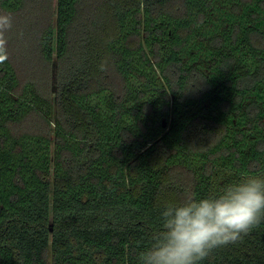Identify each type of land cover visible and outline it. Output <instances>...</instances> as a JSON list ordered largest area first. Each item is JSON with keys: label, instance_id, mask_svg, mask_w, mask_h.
Wrapping results in <instances>:
<instances>
[{"label": "trees", "instance_id": "trees-1", "mask_svg": "<svg viewBox=\"0 0 264 264\" xmlns=\"http://www.w3.org/2000/svg\"><path fill=\"white\" fill-rule=\"evenodd\" d=\"M0 13V264H138L166 203L264 175V0ZM200 264H264V220Z\"/></svg>", "mask_w": 264, "mask_h": 264}, {"label": "clouds", "instance_id": "clouds-1", "mask_svg": "<svg viewBox=\"0 0 264 264\" xmlns=\"http://www.w3.org/2000/svg\"><path fill=\"white\" fill-rule=\"evenodd\" d=\"M12 28V16L0 13V64L9 58ZM100 70H106L105 64ZM262 220L264 178L260 176L242 175L206 197L188 192L181 202L164 205L161 225L151 234L150 246L138 253V264H200L213 250L241 240Z\"/></svg>", "mask_w": 264, "mask_h": 264}, {"label": "rangeland", "instance_id": "rangeland-1", "mask_svg": "<svg viewBox=\"0 0 264 264\" xmlns=\"http://www.w3.org/2000/svg\"><path fill=\"white\" fill-rule=\"evenodd\" d=\"M263 22H264V18H263ZM197 49H198V50H194V51L192 52V55H191V56L195 57L196 55H200L201 58H203V57L205 56V50H202V48H197ZM206 56H207V55H206ZM203 59H205V57H204ZM261 177L264 178V175L261 176Z\"/></svg>", "mask_w": 264, "mask_h": 264}]
</instances>
